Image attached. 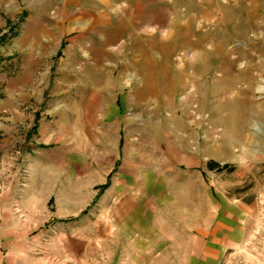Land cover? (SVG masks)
<instances>
[{"label": "rangeland", "instance_id": "374dc122", "mask_svg": "<svg viewBox=\"0 0 264 264\" xmlns=\"http://www.w3.org/2000/svg\"><path fill=\"white\" fill-rule=\"evenodd\" d=\"M254 201L261 227L264 0H0L8 260L205 264L201 218Z\"/></svg>", "mask_w": 264, "mask_h": 264}, {"label": "crops", "instance_id": "0c3cea01", "mask_svg": "<svg viewBox=\"0 0 264 264\" xmlns=\"http://www.w3.org/2000/svg\"><path fill=\"white\" fill-rule=\"evenodd\" d=\"M103 1L104 0H102V2ZM224 209L225 212L219 216V218L216 216V218L213 219V222L206 223V220L201 218L202 220L198 223L200 234L225 236L222 239V243L219 242L216 237L213 241L209 242V245L207 244V246H209L208 249L212 248L215 252H218L219 255L217 259L214 258L211 260L212 264H221L228 250H234V253H237L238 251L241 253L240 251H242L243 248L242 242L244 240L243 236H249L244 244V247H246L245 264H264V244H262L263 246L261 247V250H259V247H257L254 241V236L259 232L264 235V209H262L263 212L261 213L263 214L261 227L257 226L259 219V204L257 201H254L249 205L240 204L236 208L231 205ZM251 236L252 238L250 239ZM262 240L264 243V238ZM208 249H206V258L203 260L205 264H210L207 258ZM255 252L257 255H255ZM0 264H15V262L13 260H8L7 254L0 250Z\"/></svg>", "mask_w": 264, "mask_h": 264}, {"label": "trees", "instance_id": "16d2710c", "mask_svg": "<svg viewBox=\"0 0 264 264\" xmlns=\"http://www.w3.org/2000/svg\"><path fill=\"white\" fill-rule=\"evenodd\" d=\"M209 169H211V170H220V169H223V168H221L220 166H218L215 162H211L209 164Z\"/></svg>", "mask_w": 264, "mask_h": 264}]
</instances>
